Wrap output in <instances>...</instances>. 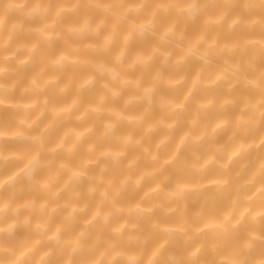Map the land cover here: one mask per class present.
<instances>
[{
  "label": "clouds",
  "instance_id": "1",
  "mask_svg": "<svg viewBox=\"0 0 264 264\" xmlns=\"http://www.w3.org/2000/svg\"><path fill=\"white\" fill-rule=\"evenodd\" d=\"M237 32L248 40L228 47ZM219 91L232 98L193 100ZM228 109L239 114L222 120L233 124L228 142L259 139L239 154L264 153V0H0V264H217L224 253L205 247L206 233L152 217L171 204L187 214L189 190L170 171L181 164L216 168L224 178L213 187L228 189L237 153L217 144L221 124H203ZM246 167L253 179L213 231L231 242L229 264H264V214L239 211L253 180L264 202V156ZM149 195L161 203H144ZM249 218L258 235L231 240Z\"/></svg>",
  "mask_w": 264,
  "mask_h": 264
},
{
  "label": "bare ground",
  "instance_id": "2",
  "mask_svg": "<svg viewBox=\"0 0 264 264\" xmlns=\"http://www.w3.org/2000/svg\"><path fill=\"white\" fill-rule=\"evenodd\" d=\"M248 33L244 32H237L232 36L226 37L225 43L228 47H232V44H242L246 42L249 38ZM151 43V42H149ZM146 45H140L139 47H145ZM82 55L87 56L88 53H83ZM258 54L251 56L248 58V62L251 63L253 66L255 64V60L257 58ZM208 75V74H206ZM147 81V78L145 77V82ZM190 91V86L185 84L183 85L179 90L178 94L188 95ZM133 89H129L127 95L132 94ZM229 93L219 91L212 95H201L199 93L196 94V96L193 97V100H202L204 102L211 101L213 106H218L225 102L228 99H231ZM27 99V98H26ZM161 101L164 102V97H161ZM190 107L192 105L190 104ZM140 109L138 106H135L131 109H129V112H138ZM194 110V109H193ZM156 114L153 113V117ZM238 113L233 109H228L225 112H220L219 110L214 111L210 118L206 121H203L205 129H207L209 126L215 127L216 124H221V127L224 129V131L218 136L217 138V144H226L227 148L226 151L228 152V155H231L232 152H236L237 155L232 158V162L230 165V174L232 175L231 183L228 187V189L225 192H219L217 191L213 185L215 181L223 179L224 174L221 172H218V170L214 167H208V170L206 173L202 175L197 174H189L186 173L183 170V165L181 164L178 166L177 170H170L172 172V175L174 179L178 182L177 186L187 188L189 190V196L186 201L187 206V214H180L178 215L175 212V205L171 204L170 201H163L165 205L171 204V207L165 206L163 209V214L157 210L156 213L153 215L152 220L157 222L160 227H167V226H175L181 230L185 229L186 227L191 228L193 231L196 232H203L206 233V236H204L203 242L205 244V247L208 248L213 243H219L220 245V251L223 252V255H220L217 261V264H229V257L234 254L233 248L231 247V242L225 240L221 236H219L217 233L213 231L217 225L221 223L224 216L227 214L229 210V201L237 195L236 189L238 185L246 180H252L251 175V169L246 167L249 160H258L262 156H264V153H261L258 148H249L247 155H240V148L241 144H259V139H246L244 141H241L240 143L236 142H228V135L230 133L231 128L233 127V124H229L225 126L222 123V120L225 116L230 117V119L235 122V120L238 118ZM153 117H149V119H152ZM77 127H82V125H77ZM188 126L187 124L181 126V128L178 129L176 138L174 139L173 145H169L168 149H166L165 153L163 155L168 156L169 158L175 154V149L180 147L179 144V138L181 135H183L184 132H187ZM97 131H99V126H97ZM121 131H127L126 128L122 127ZM162 138V137H161ZM159 141H157L158 143ZM109 147H117V145H109ZM206 156L211 159V153H206ZM192 160V157L188 154V149L185 148L182 153V161H190ZM209 163V160H205L202 167H206ZM239 173V175H236ZM155 184H152V187H155ZM260 184L253 180L252 186H250L247 189L248 195L252 197L250 206H248L246 209L244 207H241L239 211L243 213L244 216L249 217V214L251 217L258 218L261 214H264V202H262L258 196H259V190ZM34 195V193H25V197H29ZM143 195V193L136 194V195H130L128 197L129 206L131 205L132 201L140 202V197ZM205 197H208L209 199L205 200ZM144 203L148 205H156L161 203V199L149 195L144 201ZM91 211V209H90ZM199 215L200 219L196 220L194 223L191 221V217L195 215ZM238 218V217H237ZM256 225L253 223L251 218H249L245 222V227L242 229L239 233L233 235L231 237V240H241L245 237L247 234L250 238H254L258 235V232L255 231ZM211 255V253H209Z\"/></svg>",
  "mask_w": 264,
  "mask_h": 264
}]
</instances>
